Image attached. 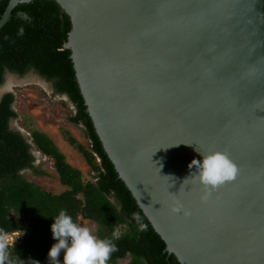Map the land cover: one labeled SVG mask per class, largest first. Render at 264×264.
Masks as SVG:
<instances>
[{
  "label": "water",
  "instance_id": "obj_1",
  "mask_svg": "<svg viewBox=\"0 0 264 264\" xmlns=\"http://www.w3.org/2000/svg\"><path fill=\"white\" fill-rule=\"evenodd\" d=\"M55 1L96 132L166 251L264 264V0ZM214 151L238 175L204 202L189 164Z\"/></svg>",
  "mask_w": 264,
  "mask_h": 264
},
{
  "label": "trees",
  "instance_id": "obj_2",
  "mask_svg": "<svg viewBox=\"0 0 264 264\" xmlns=\"http://www.w3.org/2000/svg\"><path fill=\"white\" fill-rule=\"evenodd\" d=\"M9 0H0V19ZM27 14L28 19L22 18ZM23 29V35L20 30ZM72 23L55 0L19 3L11 18L0 29V84L6 72L24 76L30 71L52 84L56 94L66 95L74 106L70 120L79 125L89 148L72 136L68 140L78 149L93 176L85 181L80 169L66 159L64 152L45 132L31 128L24 134L12 128L18 116L15 94L5 92L0 99V229L8 234L23 233L9 244L6 255L17 264H50L48 251L56 243L51 225L60 210L74 220L97 224L96 236L111 239L116 250L107 264H181L166 251V242L156 232L130 189L120 178L105 151L81 93L71 49L66 48ZM53 159L60 193L47 191L23 172L48 175L37 163L34 151ZM135 214V217H134ZM118 233L117 237L113 233ZM63 261V253L58 258Z\"/></svg>",
  "mask_w": 264,
  "mask_h": 264
},
{
  "label": "rangeland",
  "instance_id": "obj_3",
  "mask_svg": "<svg viewBox=\"0 0 264 264\" xmlns=\"http://www.w3.org/2000/svg\"><path fill=\"white\" fill-rule=\"evenodd\" d=\"M9 91L15 94L14 109L18 114L11 122L12 128L19 129L26 135L30 134L31 128L42 130L64 152L67 161L82 171L83 179L91 180L93 173L89 165L79 150L75 149L68 140V137L72 136L87 148L90 147L83 129L70 120L74 114V106L68 97L56 94L52 84L34 71L24 76L7 71L4 82L0 84V97ZM34 153L37 156V163L42 166V170L47 171L48 175L34 176L28 170L23 173L47 191L54 193L63 191L65 187L59 182L53 159L42 155L38 150ZM78 223L88 227L96 236V223L84 219ZM22 235L23 233L17 232L8 234V243L15 244ZM128 262L129 258L119 260L120 264H128Z\"/></svg>",
  "mask_w": 264,
  "mask_h": 264
},
{
  "label": "clouds",
  "instance_id": "obj_4",
  "mask_svg": "<svg viewBox=\"0 0 264 264\" xmlns=\"http://www.w3.org/2000/svg\"><path fill=\"white\" fill-rule=\"evenodd\" d=\"M22 18L28 19L27 14H23ZM19 34L23 35L22 28ZM202 155V161L193 159L189 168L195 166L197 169L195 178L205 189L201 200L207 202L212 191L237 177L238 166L221 151L202 153ZM171 210L176 213L183 210L185 215L189 214L179 199L174 200ZM53 218L51 232L56 243L48 251L50 264H61L58 259L61 253H63L62 264H107L111 253L116 250L111 239L98 238L88 227L74 220L66 210H60ZM113 236L117 237L118 233L114 232ZM8 248V233L0 229V264H17L14 258L6 255Z\"/></svg>",
  "mask_w": 264,
  "mask_h": 264
}]
</instances>
